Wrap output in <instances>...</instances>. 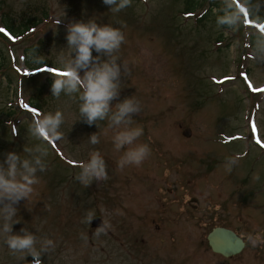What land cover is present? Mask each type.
I'll use <instances>...</instances> for the list:
<instances>
[{"label":"rangeland","instance_id":"rangeland-1","mask_svg":"<svg viewBox=\"0 0 264 264\" xmlns=\"http://www.w3.org/2000/svg\"><path fill=\"white\" fill-rule=\"evenodd\" d=\"M186 4L131 0L113 13L103 0H0L17 23L51 9L48 22L24 38L0 32L8 61V69L0 70V161L11 151L25 158L24 148L37 145L48 151L46 171L37 173L31 198L17 205L13 225L14 232L28 227L54 241L42 264H264V243L253 247L248 240L251 234L264 241V146L257 142H264V91H257L264 89V62L249 56L255 22L246 20L235 32L213 17L198 24L196 15L182 14ZM92 18L125 35L116 53L128 69L119 99L133 96L141 105L132 127L142 128L136 143L151 152L140 166L119 169L126 149L115 150L109 121L97 127L78 120V94L53 96V73L26 67L28 46L43 39L38 54L60 68L57 57L69 53L66 25ZM33 109L62 110L63 139L30 136ZM92 133L99 136L97 145L89 143ZM92 150L106 160L108 179L85 187L76 176ZM238 154L228 171L226 161ZM89 211L94 219L84 222ZM102 221L111 227L96 235ZM216 226L234 229L245 248L231 257L213 251L208 234ZM32 259L13 255L0 237V264Z\"/></svg>","mask_w":264,"mask_h":264},{"label":"clouds","instance_id":"clouds-1","mask_svg":"<svg viewBox=\"0 0 264 264\" xmlns=\"http://www.w3.org/2000/svg\"><path fill=\"white\" fill-rule=\"evenodd\" d=\"M110 11L119 13L131 5V0H103ZM264 4L260 0H221L222 15H217L216 23L222 29L233 32L245 24L246 20L255 21V50L249 56L255 61L264 62V30L258 25L264 24L261 10ZM60 23V21H59ZM226 31L224 35H226ZM125 40V35L119 27L111 24H99L95 19L71 21L66 25V41L69 53L63 52L57 57L58 69H48L54 75L51 85L52 95L59 98L61 93L68 96H79V119L88 125L108 120L109 126L115 130L112 137L115 150L126 149L117 161L119 169L129 165L140 166L150 155L147 144H137L143 135L142 128L132 127L133 117L141 111L140 102L133 96L120 100L122 78L127 75V64L116 55ZM252 47V45H249ZM93 51L97 55H93ZM36 64H44L43 56L29 54ZM42 70V69H40ZM63 73V74H61ZM113 101H116L113 104ZM36 115L28 128L30 136L45 141L63 139L61 126L65 123L64 112L57 109L54 113L43 114L35 110ZM16 127L13 126V134ZM91 145L99 143V136L92 133L89 137ZM28 156L22 158L15 151L5 154L0 161V237L10 252L15 255L27 254L33 257L31 264H42V254L55 247L52 239L41 238L24 227L20 232L13 231V225L18 222L17 205L21 200H29L34 191V185L39 183L37 173L46 171V148L37 145L34 149L24 148ZM87 162L80 163V172L76 179L85 187L94 180L101 182L108 179L107 163L99 150L88 153ZM239 154L226 161L228 171L232 170L239 160ZM103 211V210H102ZM94 213L89 211L84 222L90 223ZM111 225L102 221L96 235L105 232ZM39 231V229H37ZM252 246H257L259 237L248 236ZM39 245V248L37 247ZM25 259L24 255L19 257Z\"/></svg>","mask_w":264,"mask_h":264},{"label":"trees","instance_id":"trees-1","mask_svg":"<svg viewBox=\"0 0 264 264\" xmlns=\"http://www.w3.org/2000/svg\"><path fill=\"white\" fill-rule=\"evenodd\" d=\"M210 4V6H207ZM219 2L217 0H187V4L185 6V10L182 11V14L185 17H192L196 15V22L200 24L202 20H206L209 17H213V19L217 18V15H222L221 7L219 6ZM43 10L39 15H32L25 19L22 23H17L14 18L8 14V11L4 8V6L0 7V24L5 27L13 36L15 37H25L28 33L32 32L34 29L41 26L45 20L48 22V19L51 15V9L46 6L42 8ZM16 29L18 31H16ZM257 35H252V38H255ZM219 39V38H218ZM219 42L222 41L218 40ZM44 43L43 39H40L37 43L28 46L27 48V56H26V65L29 70H38L43 66V64H34L33 60L30 59V53H36L35 55H39L40 50L42 48V44ZM6 55L3 49L0 47V70L8 69V61H6ZM44 64L51 65L50 62H45ZM49 79V78H47ZM53 82H50L49 85H52ZM38 101V104L35 106L38 109L43 108L41 105L42 100L39 98H35ZM9 115L13 114V110H9Z\"/></svg>","mask_w":264,"mask_h":264},{"label":"water","instance_id":"water-1","mask_svg":"<svg viewBox=\"0 0 264 264\" xmlns=\"http://www.w3.org/2000/svg\"><path fill=\"white\" fill-rule=\"evenodd\" d=\"M190 135V130L184 132ZM208 240L213 251L226 257L240 253L244 247V240L233 230L225 227H216L208 235Z\"/></svg>","mask_w":264,"mask_h":264},{"label":"snow or ice","instance_id":"snow-or-ice-1","mask_svg":"<svg viewBox=\"0 0 264 264\" xmlns=\"http://www.w3.org/2000/svg\"><path fill=\"white\" fill-rule=\"evenodd\" d=\"M261 29L264 30V27H262ZM4 31H5L4 29L0 28V32H4ZM61 74H63V73H61ZM221 82H223V81H221ZM253 90L255 91L256 89H253ZM260 91H264V89H261ZM24 107L28 108L29 106L27 104H25ZM33 111H34V109H33ZM253 128L255 129V124L254 123H253ZM257 142L261 143L262 146H264V142H261L259 140Z\"/></svg>","mask_w":264,"mask_h":264}]
</instances>
